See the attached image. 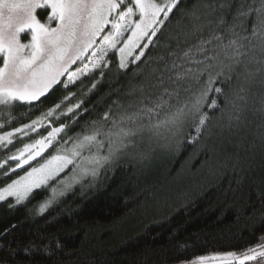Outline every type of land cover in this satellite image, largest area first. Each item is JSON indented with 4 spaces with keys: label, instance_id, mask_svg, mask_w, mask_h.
Returning <instances> with one entry per match:
<instances>
[{
    "label": "snow or ice",
    "instance_id": "obj_1",
    "mask_svg": "<svg viewBox=\"0 0 264 264\" xmlns=\"http://www.w3.org/2000/svg\"><path fill=\"white\" fill-rule=\"evenodd\" d=\"M182 3L183 0H0V106L5 109L42 102L61 84L67 89L91 71L84 63L86 59L92 69L107 67L109 61L105 58L109 52L118 57V70L136 65L135 74L145 77L126 93L131 98L127 104L113 101L116 111L109 106L75 137L64 140L61 133L67 135L69 126L61 124L7 155L0 162V175L5 177L59 144L56 154L45 163L0 188V201L9 197L15 198L17 204L25 201L33 189L46 185L69 165L73 171L79 170L81 178L91 175L95 179L105 164L139 148L145 140L149 145H159L187 127L195 133H189V140L198 142L205 134L211 135L209 124L214 118L221 128L231 129L240 122L239 114L247 106L252 86L258 82L264 87V0H193L181 10L187 23L176 36L169 37L166 55L142 60L150 46L160 45L158 34H163L166 22L171 21L174 10H180ZM38 9H50L47 22L38 18ZM205 30L207 37L203 35ZM22 34L30 37L27 42ZM78 61L81 66L71 70ZM65 76L67 79L62 80ZM261 104L260 110L264 111V100ZM60 107L57 103L42 118L0 135V145L13 144L17 133L35 132L36 126ZM74 107L79 109L81 103ZM206 108L212 109L213 115ZM216 112L219 116H215ZM69 142L71 146L65 147ZM139 155L147 159L150 152ZM239 165L237 158L233 167ZM72 179L79 182L75 175ZM45 207L41 205V212ZM246 261L264 264V238L240 254H210L182 264Z\"/></svg>",
    "mask_w": 264,
    "mask_h": 264
},
{
    "label": "trees",
    "instance_id": "obj_2",
    "mask_svg": "<svg viewBox=\"0 0 264 264\" xmlns=\"http://www.w3.org/2000/svg\"><path fill=\"white\" fill-rule=\"evenodd\" d=\"M192 3L183 0L180 10H174L163 34H158L160 45L150 46L142 60L166 55L169 37L176 36L187 23L181 10ZM203 35L207 37L208 31ZM172 44L174 47L175 41ZM105 59L107 67L91 69L67 89L62 84L55 86L42 102L10 109L0 106L1 134L31 124L61 104L35 132L17 133L13 144L1 145L0 162L24 144L46 136L52 127L68 125L67 135L61 133L67 140L81 133L86 123L99 119L109 106L116 111L113 101L127 104L131 98L126 93L145 77L135 74L136 65L118 70V58L111 52ZM80 66L78 61L72 70ZM262 100L264 87L257 82L239 114L240 122L231 129L221 128L214 118L209 124L211 135L191 142L188 135L195 133L186 127L171 149L159 150V163L154 162L158 154L143 165L123 155L44 212L39 207L48 199L53 183L34 191L20 205L11 200L1 203L0 264H182L199 256L240 254L256 247L264 238ZM77 103H81L79 109L74 107ZM70 107L73 112H68ZM205 110L213 115L212 109ZM70 146L71 142L65 145ZM56 147L59 144L15 173L0 175V188L55 155ZM237 158L240 165L234 168Z\"/></svg>",
    "mask_w": 264,
    "mask_h": 264
},
{
    "label": "rangeland",
    "instance_id": "obj_3",
    "mask_svg": "<svg viewBox=\"0 0 264 264\" xmlns=\"http://www.w3.org/2000/svg\"><path fill=\"white\" fill-rule=\"evenodd\" d=\"M39 12H41L40 15H39ZM37 13H38V18H40L42 20V22H47V14L50 13V9H38L37 10ZM53 26H55V22H53ZM22 37L24 38V42H27V39L30 38V37L25 36V34H22ZM0 64H2V57H0ZM73 66H72V68H73ZM88 66H89V69H92V66H91V64L89 62H88ZM83 76L84 75H82L81 78ZM61 79L66 80L67 77L65 76V77H62ZM3 134L4 133H1L0 135H3ZM176 137L177 136H175L174 138H172L170 140H161L159 145H149L148 142H147V140H145V142L139 148H137L135 150H129L127 153H121L112 162L107 163L104 166L110 165V164H114V163L118 162L119 159L121 157H123V155L129 156L130 160H133L135 163H137V165H143V164L147 163L148 161H153V158H155V156L158 154V156L154 159L155 160L154 162L159 163V150H168V149H171L172 144H173L174 140L176 139ZM142 151H148V152H150V155H149V157L147 159H143L139 155V153L142 152ZM44 152H42L41 155ZM40 156H37L36 159H38ZM50 157L46 158L42 162H39V163H37L35 165L30 166L23 173H21L19 176L24 175L27 171H30L32 167H39L41 164L45 163V161L48 160ZM33 161H30V163L33 162ZM64 173H66V174L64 176H62ZM74 175L77 177V179L79 180V182H76V181H74L72 179V177ZM157 175H159V171H158V174ZM19 176H17L14 179H17ZM86 179L87 180L93 179V177L91 175H88V176H84V177L81 178L79 176V170L73 171V167L71 165H69L68 168H66L63 172H60L57 176H55L54 178L50 179L47 182L46 185H42L40 188L33 189V191L29 194V197H30V195L34 191L39 190L41 188H45L46 186H50V184L53 183V185L50 186V191H49V197H48V199L43 204H41V205H46V207L42 211V212H44L46 209H48L49 207H51L58 199H60L64 195H66L72 188H74L76 186H79ZM10 182H8V183H10ZM6 185H4L3 187H5ZM53 189H55V192H53ZM7 200H11L13 202V205H20V204H22V203H24L26 201L25 200V201L17 204L15 202V198H13V197H9V198L6 199V201ZM3 202H5V201H0V204L3 203ZM41 205H40L39 209L41 208ZM40 212H41V210H40ZM249 262H252V261H246L245 264H248Z\"/></svg>",
    "mask_w": 264,
    "mask_h": 264
}]
</instances>
